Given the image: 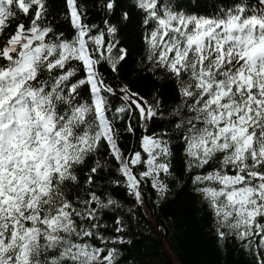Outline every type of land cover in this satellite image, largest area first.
Returning <instances> with one entry per match:
<instances>
[{"label":"snow or ice","instance_id":"obj_1","mask_svg":"<svg viewBox=\"0 0 264 264\" xmlns=\"http://www.w3.org/2000/svg\"><path fill=\"white\" fill-rule=\"evenodd\" d=\"M62 4L0 0V264H120L122 199H163L177 153L217 240L264 264V0ZM136 21L171 104L120 79Z\"/></svg>","mask_w":264,"mask_h":264},{"label":"trees","instance_id":"obj_2","mask_svg":"<svg viewBox=\"0 0 264 264\" xmlns=\"http://www.w3.org/2000/svg\"><path fill=\"white\" fill-rule=\"evenodd\" d=\"M86 2L91 9L88 12L90 22L99 24L103 15L100 0ZM125 2L129 3L130 0ZM63 11L62 0H51L49 19L58 13L63 18ZM139 28V22L136 21L126 27L119 37L122 46L130 52L120 79L150 102L154 94H159L165 103L171 104L175 99L174 88L162 79L163 73L157 72L153 76L150 72L151 66L145 60L146 52ZM102 71L108 77L107 82L115 86L111 73L103 68ZM160 126L156 125L157 128ZM117 127L122 125L118 124ZM121 146L134 147L135 140L125 135ZM173 164L180 181L169 182L170 191L163 199H159L150 186L143 188L142 206L134 204L133 197L122 199L126 209H133V214L131 218L125 214V238L132 243L121 247L124 255L120 264H249L250 255L238 247L235 241L217 240L199 197L191 191L190 183L182 176L183 165L179 153Z\"/></svg>","mask_w":264,"mask_h":264}]
</instances>
